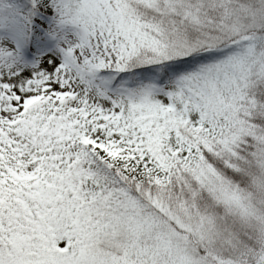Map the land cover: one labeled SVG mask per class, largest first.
<instances>
[{
  "label": "snow or ice",
  "instance_id": "obj_1",
  "mask_svg": "<svg viewBox=\"0 0 264 264\" xmlns=\"http://www.w3.org/2000/svg\"><path fill=\"white\" fill-rule=\"evenodd\" d=\"M0 264H264V0H0Z\"/></svg>",
  "mask_w": 264,
  "mask_h": 264
}]
</instances>
